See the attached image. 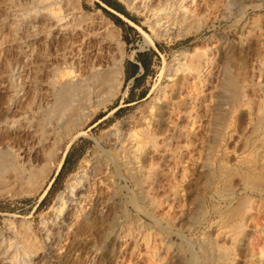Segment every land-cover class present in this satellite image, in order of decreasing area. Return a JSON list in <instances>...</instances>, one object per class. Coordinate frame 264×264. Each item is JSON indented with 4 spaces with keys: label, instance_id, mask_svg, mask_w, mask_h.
<instances>
[{
    "label": "bare ground",
    "instance_id": "obj_1",
    "mask_svg": "<svg viewBox=\"0 0 264 264\" xmlns=\"http://www.w3.org/2000/svg\"><path fill=\"white\" fill-rule=\"evenodd\" d=\"M123 1L145 12L152 21L151 28L159 36L197 32L213 24L216 18L241 15L238 0ZM79 7V0H0V66H6L0 68V186L16 191L34 189L44 177L50 158L64 143L63 139L84 120L92 118L94 106L102 104L118 90L124 53L117 32L108 22L95 21ZM27 15L31 16L30 24H26ZM256 16L251 14L241 19L242 27L252 25L241 31L245 36L251 33ZM205 40L174 54V61L167 67L166 82L154 104L142 111L133 127L127 120L117 124L114 131L118 134L114 132L113 139L110 137L113 132H106L101 139V150H95L92 155L90 169L82 168L70 177L68 194L59 195L56 205L55 217L59 220L53 222L56 229L52 231L55 234L52 245L59 240L67 223L75 225L73 220L77 216L97 221L103 227L97 244L89 245L93 256L105 244L107 236L114 233L115 237H124V246L118 255L120 260L136 247L140 256L135 264H182L175 254L172 239L175 234L184 239L183 224L196 220L198 215L206 219L207 206L212 208L207 226L218 225L208 237L219 238L221 233L229 232L231 239L241 241L243 227L250 221L253 223L257 218H253L255 209L264 206V96H257L254 91L247 96L242 88L243 71L241 77L240 71L231 65L226 57V46L217 38L207 42L210 44ZM21 41L27 46L26 59L20 64L24 70L18 89L21 92L6 98L9 89L6 71L16 65L9 56L18 54ZM105 43L113 44L115 49L110 47L113 50L109 48L110 57L106 53L109 58L102 61L99 53ZM238 111L245 113L247 120L246 125L240 127L249 131L244 146L248 143L251 147L250 156L241 157V163L233 167L226 159V141L234 138ZM70 142L64 143V150ZM234 142L243 141L237 136ZM114 147H118L117 150H113ZM196 169L203 180L200 177L193 181L195 193L188 200L185 185ZM236 177L238 184L234 182ZM116 178L126 184V199L120 195V189H116ZM101 183H106L105 192ZM121 184L117 187L122 188ZM240 187L243 195H239ZM234 199L238 201L232 206ZM206 201L210 205L204 204ZM132 209L136 213H132L134 221L138 222L140 215L147 216L152 224L146 223V229L154 228L142 235L139 243L135 231L132 235L117 231L121 229L118 224ZM160 229L166 231L165 236ZM14 232L19 234L17 238L24 250L35 248V242L27 235V226ZM206 238L202 234L198 237L196 249L190 245L191 256H195L190 263L222 264L215 259V254L224 261L228 253L234 252L232 242L236 240L217 245ZM120 260L115 264H126Z\"/></svg>",
    "mask_w": 264,
    "mask_h": 264
},
{
    "label": "rangeland",
    "instance_id": "obj_2",
    "mask_svg": "<svg viewBox=\"0 0 264 264\" xmlns=\"http://www.w3.org/2000/svg\"><path fill=\"white\" fill-rule=\"evenodd\" d=\"M112 1H117L126 11H128L129 14L126 15L110 7L102 0H79V9L80 11L88 12L90 15H92L95 21L100 23L103 22L102 24H104V22H108L110 26L115 28L117 37L121 41V48L124 53L122 61L123 73L121 83L114 96L105 100L102 104L96 107L94 106V114L92 118L84 120V122L74 130L75 132L73 131V135L70 134L67 136L68 138L72 136L70 139L67 137L63 139L64 143L71 140L68 148L64 150V143L60 145L55 153L56 156L53 155L50 158L49 166L46 169L44 177L34 189H20V191H16L13 188L0 186V244L3 245V247H0V264H16L17 262L19 264H115L116 260H120L118 259V255L122 252V248L124 246V242L122 241H124V237H115L114 233L108 235L105 244L103 243V245L99 247L96 256H93V254L88 249L89 245L97 244V239L101 236L100 232H102L103 227H101L97 221L87 220L86 218L79 219L76 218L77 216H75V219L73 218L74 220H72L74 221L75 225L78 226L76 227L73 222L67 223L64 226L67 229L63 228L65 232L62 231L59 240H57L52 245V238L55 236L53 232L54 229H56L54 224L59 220V217H55V214L58 212L56 205L58 203L59 195L62 196L68 194L67 182L69 181L70 177L74 173H78V171L82 168L90 169L92 159L94 158L92 155L94 154L95 150H101V139L105 133L108 131L113 132L110 135V137L112 136L111 139H113L115 133L118 132L114 131L117 124L119 125L122 120H127L129 126L131 125L130 127H133L137 123L139 116H141L145 111V108L147 107L146 109H149V107L154 104V102L157 100V95L160 94V88L162 84L166 82L165 76L166 72L168 71L167 67L170 66V64L174 61V54L179 50L200 44L203 39L207 40H205L206 43L211 42L212 38L219 39L221 41V45H225L228 49L226 52V57L230 59L231 65L238 69V72L240 71L239 75L243 73L242 75L244 76V79L242 80V88L246 95L250 96L254 91V93L256 92L257 96H264V0H238L239 3H241V5H239L241 7V15L239 14L235 16L234 14L228 18H216L214 19L215 22L213 21V24L204 27L197 32H190L185 35L166 34L164 36H159L154 32V29H152L150 26L152 21L146 16L145 12L139 11L134 6L128 5L123 0ZM251 14H256L257 20L251 29V33L245 36L244 32L241 33V31L248 29L252 25L244 24L242 27L241 19H243L244 16L248 17ZM30 18L31 16L27 15L26 24H30ZM27 27L29 28V25H27ZM19 43H21L19 44L20 55L19 52L17 54L19 57L15 54L9 56L10 60L13 59L11 62L16 61V65L14 69L6 71L8 72V75L5 79L9 83V89L7 90L8 92L6 91V98H11L15 94L19 95L21 92L18 89L23 82L22 79H24V70L20 64L24 63L26 59L25 50H27V46L25 45V41H21ZM107 44L108 43H105V46L103 47L105 50L102 48L100 52L101 54L99 53L100 60L103 59L102 61H105V58L108 59L111 55V51L115 49L113 44H111L112 46ZM103 45L104 43H101V46ZM106 53H109V57ZM136 53L141 54V56L148 63V68L144 74L138 75L135 79L128 80L125 78L124 68L128 66L129 63H132L131 60L136 59ZM103 54H106L107 57ZM261 56L263 57L260 58V60H263L262 63L258 58ZM15 57L19 59L16 58L15 60ZM1 66L0 68L6 67ZM130 67L132 68V66ZM8 69L9 68H6V70ZM241 71L243 72L241 73ZM242 106L245 108V105ZM236 114L237 115L235 116L236 118L234 125L235 130L233 131L234 138L232 137L226 141V147L228 151V156H226V159L228 160L227 162H229V164L233 167H236L241 163V160H243L241 157H244L245 159V156L246 158L250 156L251 147L248 145V143H246L244 146V140L247 137L249 131L247 128H244L243 130L240 127L246 125V115L245 113L241 114L239 111ZM238 114H241V116ZM131 120L133 125L131 124ZM240 131L243 132L241 133ZM243 133H246V136ZM237 136L241 141H243L240 142V144H235L234 142ZM258 136H260V134ZM258 136L256 137L258 138ZM237 146L238 148L233 151ZM117 148L118 147H114L113 150H117ZM61 153H63L62 163L57 170L56 168L58 162L60 161V157L62 155ZM239 158L240 160H237ZM63 162L65 163L63 164ZM199 173L200 171L197 169L190 173V176L193 177L191 179L192 182L190 181L187 185H185V195L186 199L188 200H190L195 193V190L192 188L194 186L193 181H198L201 178V180H203L202 175H199ZM235 179L236 180L234 182L238 184L239 180L237 177ZM115 181L114 184L116 189H120V195L126 199L127 188L125 182L123 180L119 181L117 178ZM117 184H121L123 187H117ZM100 185L104 191L106 183H101ZM238 191H240L239 195H243L241 192V187L238 189ZM233 201L234 202L232 206L236 205L238 200L234 199ZM204 204L210 205L209 201H206ZM229 204H231V202ZM259 205H261V203ZM207 207L209 208V214L206 215V219L202 218V215H198L196 220L190 221L185 225L183 224L185 227L183 230H185L184 233L186 241L185 238L183 239V237H179L177 234H175L172 239V245L174 247L175 254L178 255L182 264L184 261V264H192L190 262H192L195 256H191L190 245L191 248L193 247V249H196L195 245H197L196 243L198 241V237L201 234L202 236H205V238L207 237L206 240H211L217 245H222L225 242V244H230L232 240H236L231 239L233 237H229L227 235L229 232L226 234L221 233L224 235L220 234L223 237L219 235V238L218 236L215 238L212 236L208 237L209 234H214L212 233L213 229L215 230L218 225H215L214 228L212 225L210 227L207 226L208 217L212 210L210 206ZM259 207L260 208L255 209V215L253 216V218L257 217L256 219L254 218L257 222L254 220V223L253 221L255 225L251 223L252 221L248 222V224L243 227L245 236L243 235V237L240 238L241 241L236 240V242H232V244L234 243V252H230L231 254L228 253L226 255L227 258H225L224 261L215 254V259L217 261H222V264L223 262L224 264H248V262L249 264H264V206ZM259 210H261V213ZM77 212H80V210L78 209ZM134 212L135 210L132 209V212L129 213L126 218L123 219V221H121L120 225L118 224L121 229L119 230L118 228L117 231H120V234L127 233V235L136 233V237H138L137 242L139 243L143 237L142 235L147 234L154 228L151 227V229H146L150 222L152 224L151 218H148L147 216L140 215L141 218L138 221L139 223L134 221V214H136ZM256 212H258L257 215ZM125 220L131 221L130 223L128 221L130 225ZM136 225H138V227ZM23 226L28 227L27 235L35 242V248L29 250H24L22 248V242H20V239L17 238L19 234L16 235L14 231L22 230ZM157 228L158 227H156V229ZM222 228L224 230V227ZM222 228L220 227L219 229L221 230ZM116 229L117 226L114 228L113 232H116ZM225 229H227V227ZM209 230L212 231L210 232ZM164 231V229H160L162 236H165L166 231ZM205 231L209 233L205 235ZM248 231L250 233L252 231V233L248 234ZM66 232L69 235L65 234ZM140 232L142 233L141 236H139ZM67 237L70 239L68 240ZM247 239H251L252 241L249 242ZM68 242L70 243L68 244ZM186 242L190 244H186ZM220 242H222V244H220ZM9 245L12 247H9ZM253 248L256 251L258 250L257 252L259 255L255 252V250L253 251ZM138 252L139 251L136 247L132 248L129 253H125L120 262H126V264H135L139 260L140 256V253ZM172 253L173 251L170 254ZM43 254H46V256L49 254V258L45 255V257H43ZM33 255H35L36 258ZM188 257H191V259H188ZM246 258L248 259L246 260ZM249 259L252 262H250ZM42 260L44 261L41 262ZM186 261H189V263Z\"/></svg>",
    "mask_w": 264,
    "mask_h": 264
},
{
    "label": "trees",
    "instance_id": "obj_3",
    "mask_svg": "<svg viewBox=\"0 0 264 264\" xmlns=\"http://www.w3.org/2000/svg\"><path fill=\"white\" fill-rule=\"evenodd\" d=\"M104 1L106 4H108L110 7L128 15V11H126L117 1H112V0H102ZM136 60L139 61L144 69L143 73L141 74H144L146 71H147V68H148V63L145 61V59L141 56L140 53H136V56H135ZM132 64L135 66V68L138 67V65L136 63H133ZM129 77H126V79H128ZM137 78V76H135L133 79ZM65 162H63L64 164ZM62 164V166H63ZM62 168V167H61ZM61 170V169H60Z\"/></svg>",
    "mask_w": 264,
    "mask_h": 264
},
{
    "label": "crops",
    "instance_id": "obj_4",
    "mask_svg": "<svg viewBox=\"0 0 264 264\" xmlns=\"http://www.w3.org/2000/svg\"><path fill=\"white\" fill-rule=\"evenodd\" d=\"M131 62L136 63L138 67L135 68V66L132 63H129V65L124 68V75L125 78L129 77L128 80L133 79L135 76L140 75L144 71L139 61L135 59V60H131ZM130 66H132V68Z\"/></svg>",
    "mask_w": 264,
    "mask_h": 264
}]
</instances>
